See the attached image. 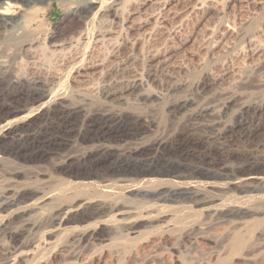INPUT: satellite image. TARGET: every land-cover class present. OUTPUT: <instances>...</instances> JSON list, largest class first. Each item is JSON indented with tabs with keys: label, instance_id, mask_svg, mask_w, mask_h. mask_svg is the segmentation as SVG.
<instances>
[{
	"label": "rangeland",
	"instance_id": "obj_1",
	"mask_svg": "<svg viewBox=\"0 0 264 264\" xmlns=\"http://www.w3.org/2000/svg\"><path fill=\"white\" fill-rule=\"evenodd\" d=\"M85 1L51 0L29 7L21 2L12 5L10 17L19 27L12 35L6 31L0 34V69L10 68L3 84L11 85L12 77L27 82L37 80L52 94L33 109L0 124V131L5 125L23 122L41 105L61 99L69 107L79 106L87 114L122 112L128 118H141L148 122L149 128L132 140L84 143L75 136L78 127L64 147L44 149L48 155L28 162L0 153L4 160L0 162V196L12 192L25 194L20 205L0 209V264H264V187L260 193H243V188H238L240 185L204 177L142 176L125 181L109 180L106 175L110 165L101 161L102 158L90 161L92 165L85 164L82 158L89 153L98 156L100 149L111 147L115 154L112 159H122L140 141L172 142V145L184 141L192 151H202L197 145L208 142L211 147L204 153L220 162L223 158L214 154L220 140L211 141L206 124L217 123L220 132L225 133L244 106L264 103V0H154V5L143 12L131 0L120 7L129 11L125 15L127 30L120 33L122 38L116 35L118 42L114 40L119 45L114 42L104 48L81 42L80 59L69 66L68 63L60 66L49 49L74 41L73 36L78 40L83 32L86 38L93 30L103 27L104 0H98L94 14L81 17L83 20L73 17L72 13L82 8ZM99 9L102 12H96ZM159 12L167 16L170 29L156 25ZM33 41L37 43L32 51ZM119 49L123 55L117 54ZM151 57L154 64L162 65L159 81L145 83V89L149 87L142 92L129 91L120 99L105 101L102 94L106 80L100 75L102 70L128 60L130 69L134 67L145 76L144 68ZM81 58L90 65L84 71L78 70L82 69ZM142 93L153 98L146 100L140 96ZM190 98L195 106L186 114L179 113L176 104ZM202 108L209 109L205 119L196 118V111ZM40 124L35 127H43ZM6 142L0 140V152L13 145ZM235 144L241 160L258 159L238 138ZM260 179L251 181V185L264 186V175ZM160 187H193L208 195L210 202L192 205L158 201L153 198V191ZM112 204L116 206L113 210ZM58 217L63 220L57 226L52 221ZM28 218L32 224L30 232L21 239L23 243H17L10 235L22 221L30 223Z\"/></svg>",
	"mask_w": 264,
	"mask_h": 264
},
{
	"label": "bare ground",
	"instance_id": "obj_2",
	"mask_svg": "<svg viewBox=\"0 0 264 264\" xmlns=\"http://www.w3.org/2000/svg\"><path fill=\"white\" fill-rule=\"evenodd\" d=\"M50 1L51 0H0V34H2L3 31H6L8 33L11 32L10 34L12 35V34H14L13 32H16L15 30H18L16 28L19 25V23L16 26L17 23L15 22V20L13 19V17H10L11 8L15 2H21L24 5L29 7V6L36 5L37 3L38 4L39 3H47ZM129 1H131V0H104L102 2V5H103L102 8H103V12L105 13L104 14L105 18H104V20L101 19V22L103 20V24H102L103 27L102 28L100 27L101 28L100 30H96L94 27L95 30H93L92 33L90 32L91 34H88L86 32L88 35H86L85 36L86 38H84L83 34L85 32H83V34L81 33L82 37L79 38L78 40H76V38H73L74 37L73 36L72 39H74V41H70L71 40L70 39L69 40L70 42L66 41L68 43L65 42V43H63V45H59V46L55 47L53 50H50L48 48L49 49L48 51H51L49 53L50 54L53 53L52 56L54 57V55H55L57 57L56 59H58V63H60V66H66L67 63H68L67 66H69L70 63L73 64L75 61H77V59H80L81 54L79 53V45L81 44V42H83V44H84V42L88 41L87 43L91 42L93 44H96V47H97V45H102V46H104V45L109 46L110 44L113 45L115 42L114 40H117V42H118V39H115L116 35L121 37L120 33L123 31L125 32L128 28L126 26L127 23H126L125 15H126V12L128 13V11H129V10L126 11L124 8L122 9L120 7H124ZM153 1L154 0H132V3L134 6H136L137 10H140V12H143V10L146 9L147 7H150V5H154ZM125 2H126V4L123 6V4ZM97 3H98V0H86L85 3L82 5V8H80L79 10L77 9L76 12L72 13L73 17L78 16L79 18H81V17L84 18V17L88 16L89 14L92 15L93 11L96 10L95 5ZM100 9L96 12H99V11L102 12L101 11L102 9L101 10ZM121 10H123V11H121ZM120 11H121V13H120ZM161 13L157 16L158 18H155L156 19L155 21H156V25L165 29V28H167V25H168L167 24L168 23L167 18H166L167 16L165 17ZM97 15L99 16L98 13H97ZM94 16H96V15H94ZM94 16H93V18H94ZM100 18L101 17H99V19ZM94 19H97V18L95 17ZM88 20L90 21V19H88ZM91 20H93V19L91 18ZM169 20H170V18H169ZM98 22H99V20H98ZM171 22H172V20H171ZM156 25H154V27ZM99 26H101V25H99ZM10 27L12 29H10ZM167 29H170V28H167ZM229 30H230V28H229ZM173 34H175V31L172 32V34L170 33V35H173ZM216 34H217V32H216ZM5 35H6V33H5ZM19 36H21V35H19ZM212 36H214V35H212ZM78 37H80V36H78ZM116 38H118V37H116ZM121 38H119V39H121ZM171 38L173 39V37H171ZM123 41L121 40L120 42H123ZM44 42H46V41H44ZM36 43H37V41H35V42L33 41L32 44L30 43V48H31L30 50H32V48L34 47V45ZM90 44H88V45H90ZM116 44L119 45L118 43H116ZM120 46H123V45H121V43H120ZM41 48H40V50H42ZM82 48L84 49L83 46H82ZM104 48H105V46H104ZM121 48H123V47H121ZM85 50H83V52ZM146 50H148V49H146ZM100 52H101V50H100ZM125 53H128V52H125ZM117 54L123 55L124 53L122 52V50L119 49ZM129 54H131V53H129ZM109 55H111V54H109ZM133 55H135V54H133ZM124 56H126V55H124ZM131 56H132V54H131ZM149 56H151V55H149ZM169 57H171V56H169ZM126 58L128 59V55L126 56ZM126 58H125V60H127ZM151 58H148L150 60H149V62L147 61L148 62L147 67L144 68L145 72H143V73H145L144 74L145 76H142L140 73H137V71L135 70V68L133 66L132 67L134 68V71L132 70L133 68L130 69L128 67V60L122 61V58H120L122 63H119V64L117 63L118 65L115 67L112 64V67H108V69L102 70L103 72H100L101 73L100 75L102 78H104L106 80L105 81L106 85L105 86L103 85L105 87L104 93L102 94V95H104L103 97H105V101L109 100L110 98H117V97H118V99H120L119 97L121 95H123L124 93L129 92V91L130 92L131 91L142 92L144 90H147V88L149 87V85H147V88L145 89V86H146L145 83H148V82L153 81V80L159 81L158 80V76H159L158 73H159L162 65L160 66V64L159 65L154 64L155 60L153 61V58L152 59ZM146 59H147V57H146ZM115 60H118V59H115ZM93 62H94V60H93ZM147 62H145V63H147ZM162 62H163V60L161 61V64H162ZM131 63H133V62H131ZM157 63H158V61H157ZM76 65H75V67H76ZM131 65H134V63ZM172 65H170V67ZM87 66H88V64L84 63V60L82 59L81 60L82 69H78V70L84 71ZM92 66H93V63H92ZM165 67H167V66H165ZM51 68H52V66H51ZM9 69L7 67H3L0 69V124H2V123L4 124V122L9 120L11 117L16 116L23 111H27L29 108L34 107L38 103L39 104L42 103L43 100L48 99V98L50 99L51 94H52L51 91L48 90L49 88L44 89L43 85L40 86L41 82L40 83L36 82L37 80L35 82L34 81L33 82L28 81L27 82V81H23L21 78H18V77H12V78L10 77L12 79V84L11 85L9 84L8 87L6 84V87H5V85L3 84V77H4V75L10 73ZM162 69H164V68H162ZM167 69H168V67H167ZM167 69H166V72H168ZM69 70H68V73L70 72ZM73 70H76L75 72L79 73L77 68H74ZM56 72H57V70H56ZM56 72H55V74H56ZM64 72H65V70H64ZM72 72H74V71H72ZM62 73H63V71H62ZM62 73L60 72L61 75H62ZM166 74L167 73H165V75ZM70 75H71V73H70ZM170 75H171V73H170ZM214 79H212V80H214ZM161 80H162V78H161ZM9 81L11 83V80H9ZM166 84H168V83L166 82ZM169 84H171L170 81H169ZM173 84H175V83H173ZM207 84L209 85V83H207ZM169 86H171V85H168V87ZM164 90H166V89H164ZM140 96H144L143 98H145L146 100H151L153 98V96L150 95L149 93H148V95H145V94L143 95V93H142ZM55 98H56V96H55ZM57 98H58V96H57ZM62 98H64V97H62ZM102 99L104 101V98H102ZM61 100H57L55 102L53 101V103H51V101L49 102L47 100L49 102V104L51 103L50 105H48V104H47V106L41 105V107H39L33 113L31 111L32 114L30 113L31 115H28V117L23 122L11 123V124L5 125L3 128H1L2 130L0 131V133H1L0 140L5 141V142L10 141V143L13 145L11 147H8V146L5 147L4 150L1 151L0 153L2 155L11 154V155H14V158L16 157L18 159H25L26 162H28L27 160H29V159L35 160V158H39V157L43 158L45 155H48V153L46 151H44V149L52 148V150H53V148L64 147L68 142V138H70L74 134L75 128H78V127H79L78 128L79 131L77 134H75V136L78 139H81L80 141H86L84 143H87V141H89V142L90 141L91 142H93V141L94 142L95 141H108V143H109V142L116 140V139L117 140H122V139L132 140V139H136L140 134H142L144 131H146L147 128H149L148 122L147 121L146 122L141 121V118L140 119L135 118V117L128 118L129 115L127 117H125L122 114V112L121 113H119V112L118 113L117 112L116 113H108V112L107 113H100V112L99 113H96V112L91 113L90 112L87 114V113L83 112V110H81L82 108H80L79 106L78 107L80 109H77L78 107L75 108V106H74V108H72L71 105L69 107L68 105H66L64 103L65 100H63V101H61ZM253 104L252 105H250V104L246 105L241 109L242 110L241 115H239V117L236 119V121L233 124H231V127H229L230 129L228 131L226 130L225 133H223V131H222V133L220 132V130L217 128V123L206 124V126L209 128V132L207 134H209L208 137H210L211 141L215 140L216 138H218V141L220 140V144H219L220 146L216 147L215 152H214V154H216V157L221 156V158H223L220 162H218L217 158L216 159L208 158L207 155L204 153L205 150H207L211 147L208 142H203V143L199 142V144L197 145V148L202 150V151H199V150L192 151L191 149L189 150L188 147H187L188 149L186 148V145L183 144L184 141L182 143L179 142L176 145H172L171 144L172 142L167 143V142H163V141H156L152 144V142L149 141L151 144L150 143L148 144L145 142L141 143V141H140V142L136 143L133 147L129 148L127 150V152L123 155L122 159H118L119 158L118 156H116V157H118L117 159H112V158H114L113 156L115 154L113 155V153L111 151V147H104V148L100 149L101 151H99V155L97 154L98 156H94L93 154L89 153V154H86L85 156H82V158L85 159L84 163L88 164V165H92V162H94V160L96 161L97 158L98 159L102 158V159H100L101 161H104L105 164L110 165V166H108L109 170H107L108 172L106 175V177L109 180L125 181L129 177L135 178V177H142V176H161V177L162 176H173V177L178 178V179H184V178L190 179L191 177H204V179L208 178L210 180H212V179L224 180V181L228 182L227 184H233L235 186L240 185V186H238V188H243L242 189L243 193H250V192L260 193L263 191V187H264L263 184L251 185L250 182L253 180L261 181L260 177L262 175H264V103H262V104L260 103L259 105H253ZM193 106H195V102H194L193 98L192 99L190 98V99L178 102L176 104V109L178 110L179 113L184 112L186 114L187 112H189V109L192 108ZM198 110L199 111L195 110L196 113L194 116L196 118H199V119L204 118L205 117L204 115H207V113L209 111V109H203V108L198 109ZM40 122L42 124V125L40 124V126H43V127H39V128L35 127ZM210 122H212V121H210ZM237 138L239 139L240 144L245 145V147L249 148L252 151V154L255 152L258 157L256 155L255 156L258 159L254 158V159H250V160H244L242 158L243 160H241L238 156L241 153L239 152L237 155V151H236L237 147L234 148L236 146L235 139H237ZM208 140H209V138H208ZM237 142H238V140H237ZM214 143L216 144V142H214ZM0 146H2V145H0ZM215 146H214V148H215ZM238 146H239V144H238ZM245 147H243V148H245ZM27 148L29 149V152H27L28 151ZM2 149H3V147H2ZM0 150H1V147H0ZM195 150H196V148H195ZM239 150L242 151L241 147L239 148ZM205 152H207V151H205ZM209 154H211V153H209ZM3 161H4L3 156H0V162H3ZM90 161H92V162H90ZM29 162H31V161H29ZM73 165H74V163H73ZM75 165H77V164H75ZM65 166H66V164H65ZM69 166H70V164H69ZM87 167H86V169H87ZM79 169H80V167H79ZM153 193H154L153 198H155L158 201L168 202V204L169 203H180V204L186 203V204H192V205L193 204L204 205V204H208L210 202V200H209L210 197L208 195L203 193L201 190L193 188V187H186V188L160 187V188L156 189L155 191H153ZM24 197H25V194L24 193L22 194L19 192L7 193V194L3 195L2 197L0 196V209L1 210H7L10 207L16 206L17 204L20 205V203H23L22 200ZM115 207L116 206L114 204L113 207H111V209L113 210V209H115ZM117 207H118V205H117ZM64 218H65V216H64ZM28 219L30 221V218H28ZM62 220L63 219L61 217L55 218V219H53V221L50 219V221L55 222L54 224H56L57 226L60 225ZM20 223L21 222H19L18 224H20ZM52 226H53V224H52ZM30 227H32L31 221L29 223L27 220L26 221L24 220V221H22V223L20 225L17 226V230H15L14 232L11 233L10 237L14 241H16L17 243H23L24 240L22 242L21 239H23V237L27 234ZM58 229H56V232Z\"/></svg>",
	"mask_w": 264,
	"mask_h": 264
}]
</instances>
